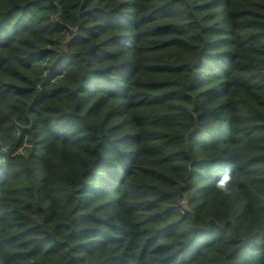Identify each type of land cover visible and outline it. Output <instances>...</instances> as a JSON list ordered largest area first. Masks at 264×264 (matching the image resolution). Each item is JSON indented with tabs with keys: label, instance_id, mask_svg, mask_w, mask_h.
I'll return each instance as SVG.
<instances>
[{
	"label": "trees",
	"instance_id": "obj_1",
	"mask_svg": "<svg viewBox=\"0 0 264 264\" xmlns=\"http://www.w3.org/2000/svg\"><path fill=\"white\" fill-rule=\"evenodd\" d=\"M0 264H264V0H0Z\"/></svg>",
	"mask_w": 264,
	"mask_h": 264
},
{
	"label": "clouds",
	"instance_id": "obj_2",
	"mask_svg": "<svg viewBox=\"0 0 264 264\" xmlns=\"http://www.w3.org/2000/svg\"><path fill=\"white\" fill-rule=\"evenodd\" d=\"M215 188L224 195H231L233 191V177L231 166H226L223 173L215 181Z\"/></svg>",
	"mask_w": 264,
	"mask_h": 264
}]
</instances>
